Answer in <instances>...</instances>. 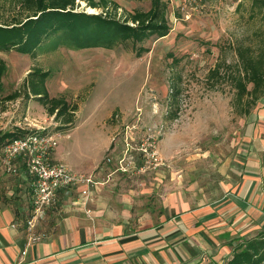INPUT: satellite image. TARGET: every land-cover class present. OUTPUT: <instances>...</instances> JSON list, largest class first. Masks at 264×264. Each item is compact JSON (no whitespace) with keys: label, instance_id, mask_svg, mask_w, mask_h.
I'll return each mask as SVG.
<instances>
[{"label":"rangeland","instance_id":"1","mask_svg":"<svg viewBox=\"0 0 264 264\" xmlns=\"http://www.w3.org/2000/svg\"><path fill=\"white\" fill-rule=\"evenodd\" d=\"M114 1L118 16L150 7L148 0ZM168 2L172 30L144 42L150 51L141 57L130 41L114 49L62 46L35 56L0 51V60L9 67L3 94L22 88L28 72L40 68L51 72L47 87L52 96L64 95L79 105L76 128L57 132L58 123L42 104L19 98L0 111V129L50 128L57 136V156L71 167L102 155L91 173L98 184L93 189L108 183L96 179L98 172L116 171L127 176L120 186L152 188L149 206H155L168 187L208 191V199H215L228 176L237 178L235 174L242 171H257L264 185V95L249 114L241 115L227 67L219 78L210 77L218 63L238 62L239 43L260 42L264 11L254 9L251 0ZM77 3L78 10L101 11L84 1ZM179 76V117L166 120L171 86ZM150 135L158 158L153 163L146 161L142 150ZM17 168V173H10L0 152V199L23 202L24 216L29 217L31 178L20 164Z\"/></svg>","mask_w":264,"mask_h":264},{"label":"crops","instance_id":"2","mask_svg":"<svg viewBox=\"0 0 264 264\" xmlns=\"http://www.w3.org/2000/svg\"><path fill=\"white\" fill-rule=\"evenodd\" d=\"M59 157L55 152L56 160L82 174L102 159L71 167ZM253 172L228 176L215 199L208 191L168 187L149 206L152 188L120 186L127 176L100 171L96 179L108 183L92 188L85 203L84 184L58 193L36 222L35 231L45 234L38 242L29 240L23 202L0 199V264H222L232 239L264 228V185Z\"/></svg>","mask_w":264,"mask_h":264},{"label":"trees","instance_id":"3","mask_svg":"<svg viewBox=\"0 0 264 264\" xmlns=\"http://www.w3.org/2000/svg\"><path fill=\"white\" fill-rule=\"evenodd\" d=\"M80 1L101 11L78 10L77 0H0V51H17L35 56L62 46L70 49H114L130 41L135 55L141 57L150 51L149 47L143 45L144 42L165 37L172 30L168 0H148V10L135 9L123 16H118L119 5L114 0ZM251 2L254 9L264 11V0ZM258 40L257 45L239 43L235 47L236 64L218 63L210 70V77L216 79L224 66L230 71L228 77L236 90L235 104L241 115L249 114L251 107L264 95V25ZM8 69L6 61L1 59L0 111H4L10 101L34 99L44 106L49 116L54 117L58 123L54 126L57 132L72 131L77 126L79 105L64 95L50 94L47 87V80L51 76L49 70L36 68L29 71L22 88L3 94ZM179 79L180 76L171 86L166 120L179 117V97L182 93ZM33 133L51 134L52 131L50 128L30 131L0 129V152L14 138ZM229 244L232 253L222 264H264V228L254 235L241 236L238 242L234 238Z\"/></svg>","mask_w":264,"mask_h":264},{"label":"built area","instance_id":"4","mask_svg":"<svg viewBox=\"0 0 264 264\" xmlns=\"http://www.w3.org/2000/svg\"><path fill=\"white\" fill-rule=\"evenodd\" d=\"M58 145L54 133H33L25 137L14 138L2 148V161L6 169L17 173V161H22L31 177V213L26 220L29 240L38 242L44 233L35 231L36 222L44 215L47 208L58 200V193L78 184H84L82 193L88 200L90 190L98 184L93 174H82L74 171L62 161L55 159V150ZM148 163L157 160L156 141L148 136L142 148ZM90 213V210H86ZM24 254L26 251L23 252Z\"/></svg>","mask_w":264,"mask_h":264}]
</instances>
